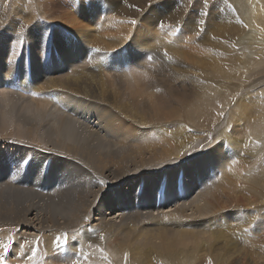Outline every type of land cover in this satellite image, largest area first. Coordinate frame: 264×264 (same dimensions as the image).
Returning a JSON list of instances; mask_svg holds the SVG:
<instances>
[{
	"label": "bare ground",
	"instance_id": "1",
	"mask_svg": "<svg viewBox=\"0 0 264 264\" xmlns=\"http://www.w3.org/2000/svg\"><path fill=\"white\" fill-rule=\"evenodd\" d=\"M23 1L12 0L0 11V30L20 43L23 39L37 42L32 18L38 14L48 19L47 14L35 6L30 11ZM45 1L51 17L64 20L58 26L77 32L85 44H91L95 32L83 29L89 24L83 23L88 22L85 17L79 20L81 5L78 12H73L69 9L72 0ZM159 1L122 0L130 7L122 15H129L130 21L135 19L137 24L115 28L119 19L112 16L110 26L106 24V29L112 30L108 31L110 35L95 40L99 53L91 66L78 69L72 63L65 72L70 68L75 71L58 79L40 75V60L35 57L38 67H33L34 81L24 83L27 89L36 90L35 95L27 89L13 91L0 86V98L8 99L0 101V150L6 146L32 150L35 157L53 161V175L64 167L71 179L68 189L52 196L39 194L25 181L8 185L1 158L5 156L15 163L20 160L12 153L0 152V255L9 237L13 246L26 238L32 243L24 244V250H36L37 264H68L71 245L78 239L83 252L89 254V261L78 255L81 264H264V36L259 32L239 56L233 52L212 55L206 45L216 46L214 40L224 31L240 38L243 29L215 22L218 26H213L212 33L218 36L206 38L204 44L200 38V45L194 35L196 29L192 36L189 34L192 25L186 16L175 8L152 6ZM178 1L182 9L192 3ZM208 1L210 9L218 5L217 1ZM241 2L247 7L245 12L253 15L254 25L263 30L264 0ZM8 10L19 11L22 17L19 15L15 21L7 18ZM144 10L143 18L153 26L151 29L137 28ZM160 23L185 26L187 31L172 28V42L159 40L154 27ZM45 31V41L51 34L59 37L56 28L46 26L41 33ZM98 34L105 33L101 30ZM128 41L139 44L141 50L152 51L156 57L150 70L153 87L152 81L138 74L141 72L102 70L105 58L101 57ZM0 45V80L22 78L18 62L5 58L7 45L3 37ZM249 49L261 54L257 52L258 58L250 60ZM11 53L17 55V51ZM9 65L12 73L4 71ZM242 68L246 81L251 74H255L254 80L238 84L241 90H234L229 109L207 110L206 77L210 76L211 81L234 77ZM121 78L133 84L116 81ZM185 87H189L188 94L179 93L178 88L182 91ZM58 89L75 96L70 98L68 114L52 102L63 99ZM80 115L95 120L100 133L82 126ZM152 133L157 138H151ZM226 145L228 149L224 150ZM33 155L28 156L31 162ZM187 162L200 173L189 168ZM206 165H212L216 174L209 176ZM180 168L189 171L187 183L178 173ZM164 173L169 177L160 196L161 206L151 202L152 194L150 199L146 190L139 202L128 199L139 179L140 183L160 180ZM174 174L175 188L170 183ZM195 180L203 189L198 195V188L191 186ZM98 181L104 184L97 186ZM203 219L212 220V224L185 227L188 222L203 223ZM124 228L140 235L122 239L119 245L114 237ZM65 234L69 250L57 251L53 240L60 236L63 244ZM88 243L93 247L89 248ZM11 262L31 264L19 251Z\"/></svg>",
	"mask_w": 264,
	"mask_h": 264
},
{
	"label": "rangeland",
	"instance_id": "2",
	"mask_svg": "<svg viewBox=\"0 0 264 264\" xmlns=\"http://www.w3.org/2000/svg\"><path fill=\"white\" fill-rule=\"evenodd\" d=\"M11 1L12 0H4V1L1 0L0 7L2 8L0 9V11L2 9L7 8L8 5L10 6ZM25 1L23 2L25 3L24 5L27 9L31 11L32 9L31 7L35 6L36 9H41L43 11L42 12L43 14H47L45 16H47L48 19L40 18L42 15L40 16L38 14L35 15L37 18L35 16H34L35 18H32L33 24L31 25L36 30L34 35L38 36L35 39V41L37 42H33V41L31 42L27 39H23L20 43V42L15 41L13 36L9 37L2 30H0V36L2 35L0 38L3 37L4 43L7 45V48L5 49L6 50L5 58L7 60L17 61L19 65L18 71L22 73V78L5 77L3 80H0V86L9 87L13 91H18L21 88L27 89L24 86V83L29 79H32L34 81L33 67H38V65L34 64L35 57H38L40 60L39 61V67H40L39 74L40 75L47 74L50 77L55 76L56 78L60 77L62 79V78H65L67 74H71L75 71V69L70 68L67 72H65V69L67 68V66L71 67L72 63L74 65H78L79 66V67L77 66L78 69H82L84 66L92 65L95 57L99 53V51H96L97 49L99 50V48L95 45V40L97 38H102V36L104 37L105 35H110L108 34V31L111 32L112 30L106 29V24L110 26L109 21L112 16H116L119 19L117 22L114 23V25L116 26L115 28L122 26V25L126 27L130 26V23H129L130 16L122 15L123 13H125L124 10H126L127 8L130 9V7L129 6L127 7L125 4H123L122 0L120 1L119 0H116V1L115 0H105V1L103 0H72L71 2L73 4H70L69 9L71 8L73 12H78V11L80 12L79 20H82L83 17L87 18L88 22L84 21L83 23H86L89 25L83 29L87 31L93 30L95 32V34H92L90 37L91 44L87 45L77 35V32H74L65 26H58L62 22L64 23V20L63 21L59 20L61 21L59 22L58 20H55V17L53 16L51 17V15L49 14L50 12L47 10L48 4L45 0H31V1L25 0ZM214 1H217L218 5H216L215 7L211 9H210L211 5L209 4L208 0H207V7H205L204 4L201 3V0H192L191 5L189 6L190 8L187 6V8L185 9H182V7H180V3L178 0H173V1L172 0H161L159 2L152 4V6L161 7V8L163 7L175 8L176 9L175 11H179L182 14H184L186 16V20L190 22V25H192L189 27V34L192 36L193 35L192 33L194 32L193 30L196 29L194 35L196 36V39L198 40L199 44H200V38L202 40L201 44H204L206 42V38L208 40H212L214 36H218L217 34L212 33L214 32L213 26L215 27L218 26L216 23L225 24L228 26H238L243 29V31L241 32L240 38L234 37L229 32L224 31V33L221 36H218V39L214 40V42L215 41L217 42L216 46L206 45L211 48L212 55H226V54L232 55V52H233L234 55L239 56L246 50L247 44L251 42V39L253 37H258L259 32H261L264 36V29L260 30L257 26L254 25L253 15L247 14V12H245V9L247 7L244 8L243 2H241L243 0H214ZM258 2H261V0H258ZM41 3L43 4L41 5ZM120 4L122 6H120ZM80 5H81V9L77 11ZM245 6H248V5L245 4ZM146 11L148 12L147 9ZM201 12L207 13V15H199V13ZM144 13H145V10L143 12L141 11L140 13V17L138 18V20H140L141 23H138L137 28L138 29L141 28V30L143 28L151 29V27L153 26H151L147 21L144 20L143 18ZM19 15L20 17H22L19 11L13 12V11L8 10L6 17L16 20L19 17ZM200 21H204L205 23L201 24ZM43 25L51 26L54 29L56 28L59 32V37L57 38L55 37L54 34H51L49 37L50 40L45 41L48 32L45 31L44 33H41L43 28L46 27ZM91 27L92 28L94 27V28L92 29ZM184 27L185 26L179 27L176 24H169V25H163V27L156 26L154 28L158 30L159 40H165L168 42H172L171 41L172 28H174L176 32L178 31L184 32L183 30L187 31V27L185 28ZM101 30L105 34H98V32ZM79 31L80 30H78V32ZM209 33H212L211 37H208ZM249 50H250L249 51L250 54H249L248 59L253 60L255 57H256L255 59H257L258 58L257 56L259 55L260 52L255 51L254 49H249ZM11 51H17V55L12 54ZM154 54L156 56L155 52ZM101 58H105V63H104L102 70H110L112 72L121 73V74L141 72L138 74H142L143 77L152 81L151 87L154 86V83H153L154 76H151L153 74L151 73L150 70L153 68L154 60L156 57H153L152 51L150 50H146V49L141 50L140 45L137 44L136 42L128 41L126 44H124L122 47L118 49L108 50V52L105 55H103ZM11 66L12 65H9V69L4 70V71H7L8 73H12L10 69ZM243 70L244 68L239 69L237 73L234 75V77L228 76V77L219 78L213 81L210 80V76L206 77L204 81V85L206 87L207 100L204 103V107L207 110L217 111L219 109H229L231 107L232 100L234 98V90H241V87L239 86H242V82L247 83V82H251L254 80V78L252 77L255 76V74H251L250 76L247 77V81H246V77L242 75ZM144 72H146V76H144L145 75ZM131 76L133 75H130V77ZM116 81L133 84V82L125 81L122 78L117 79ZM258 89L262 90L261 87H259ZM178 90L180 91L179 93L181 94H188L189 87L187 88L185 87V89L182 91L180 90V88H178ZM29 91L32 93L36 92V90L34 89L29 90ZM53 92H55L54 89H53ZM57 92L63 94V99L59 102H54V101L52 102L58 105L60 109L62 110V112H64L65 114L70 113L69 101H70V98L75 97L74 94L70 91L60 90V89H58ZM3 100H8V99L0 98V101H3ZM175 102H176V99H175ZM79 122H81L82 126L87 127L90 130H94L97 133H100V126L98 125L97 122H95V120L87 116L80 115ZM150 137L157 138V136H155V134L153 133L150 135ZM227 149H228V146L226 145L224 147V150H227ZM2 151L9 152L7 154L12 153L16 156L15 158L20 160L19 163H15V162L9 161L7 157L5 156L1 158L7 170V173L4 175V180L8 185H12V184L16 185V183L25 181L28 186L31 185L33 189H35L39 194H42L43 196L44 194L50 195V196L55 195L59 192L64 191L65 189H68V187L71 185V179L69 178V173L64 167H60L56 174L54 175L52 174L51 171L53 168V161L51 159H47L43 161L42 159L35 157V155H33V153H35L34 151L32 150H27V151L22 150L21 151L20 149L13 147V146H6L4 149L2 148L0 150V152ZM31 154L33 155L31 156L33 162L28 160V156ZM23 158H27V160L25 161V159ZM226 158L227 157H225L223 161H226L227 160ZM187 163L189 165V162ZM35 166L37 167L35 168ZM189 168L193 169L195 172L200 173L197 167L196 169L194 168L193 164L189 165ZM205 170L209 172V176H211L214 173L216 174V172L213 170L212 165H206ZM178 173L183 174V180L186 182V177L189 174V171L184 170L183 168H180ZM218 175H221V174H218ZM16 177H22L23 180L17 181ZM168 177L169 175L167 173H164L161 175L160 180H154V181L149 180V181L140 183L141 179H139V182L137 181L135 188H132L129 191L127 195L128 199L130 201L134 200L136 202H139L143 198L144 192L146 190V192L149 194L150 199H151V194H152L151 202L154 201V205H156L157 207L161 206L162 201L160 199V196L165 188V184L168 182ZM76 178L78 179L77 176ZM174 178H175V174L172 176V179L170 181V183H172L173 188L177 186L176 180H174ZM1 180H2V174L0 170V182ZM191 186L198 188L195 191L196 195H198L203 190L201 188L202 185L198 180L193 181ZM125 196H126V193H125ZM188 196H190V194ZM192 196H194V193L192 194ZM121 199L123 200V198ZM116 200L118 201L117 198ZM180 204L181 202L171 206V208H174ZM125 213L127 215L129 214L128 212H125ZM221 221H222V217H221ZM211 222L212 220L203 219L204 224L202 223V221L201 222H188L185 224V227L186 225L188 226V228L190 227L195 228L197 225H198L197 228L199 226L205 227L207 225L212 224ZM189 223H191V225ZM183 227L180 230H183L184 229ZM116 235L117 236H115L114 238L117 241V244H119L118 242H122L123 240L125 241L129 240L133 236L136 239L137 238L136 236L140 235V232L137 235H133L129 232L128 228L126 229L124 228V229L116 231ZM108 251L109 250H107V252ZM11 264H14V263L11 262Z\"/></svg>",
	"mask_w": 264,
	"mask_h": 264
},
{
	"label": "snow or ice",
	"instance_id": "3",
	"mask_svg": "<svg viewBox=\"0 0 264 264\" xmlns=\"http://www.w3.org/2000/svg\"><path fill=\"white\" fill-rule=\"evenodd\" d=\"M201 3L204 4L205 7H207V0H201ZM199 15H207V13L201 12L199 13ZM129 23L135 25L137 24V21L135 19L129 21ZM201 24L205 23L204 21H200ZM160 27H163V24L160 23L159 24ZM96 51H99L98 49ZM165 55H167V53H165ZM35 95V93H33ZM104 182L103 181H98V185L97 186H101L103 185ZM167 219V218H165ZM87 231V230H85ZM101 239H103V237H101ZM61 237L60 236H56L53 240V244H54V248L57 251H68V238L67 235L65 234L63 236V241L64 243L61 244L60 243ZM12 237H9V243H4L3 244V255H0V264H11V260L16 258L17 255V251L20 252L22 257H26V259L28 261L31 262V264H37L36 261V256H37V252L36 250H32L30 253L25 252L23 245L24 244H31V241H28L26 238H22L21 241L19 243H16L14 246L12 245ZM38 245V241L36 242ZM88 247L92 248L93 245L92 243H88ZM101 252H103V249H99ZM71 251H72V257L71 259L68 261V264H81V260L78 258V255L83 257V261H89V254H86L83 252V246L81 245L80 240H75L72 245H71ZM10 253V255H9ZM105 259H107V256H105ZM209 264H211V262H209Z\"/></svg>",
	"mask_w": 264,
	"mask_h": 264
}]
</instances>
